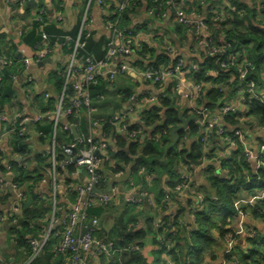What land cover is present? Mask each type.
Returning a JSON list of instances; mask_svg holds the SVG:
<instances>
[{
    "label": "trees",
    "instance_id": "trees-1",
    "mask_svg": "<svg viewBox=\"0 0 264 264\" xmlns=\"http://www.w3.org/2000/svg\"><path fill=\"white\" fill-rule=\"evenodd\" d=\"M24 1L25 0H15L11 3L15 12L21 8ZM166 1L167 0H133L120 15L118 27L129 28L127 26V15L141 8L142 5L146 8L147 13L152 11L155 15V17L148 18L150 21H163L160 20L157 15H160L165 10ZM210 1L211 0H206V2ZM227 1L229 5L234 8V12H229L226 8L223 9L219 2L212 0L211 8L207 11L206 18L203 22L214 38H224L231 44V48L228 49L226 53L219 56L205 57L204 55L203 63L197 65L198 71L190 75V80L193 83L202 85L204 89L203 92H205L199 95L197 107L203 106L210 113H213L225 101L234 99L239 84L238 68L242 62L244 63L243 65L246 66L245 81L254 82L258 89L264 87V0H248L249 4L236 0ZM174 4L178 6L179 1L174 0ZM60 9V1H58V6L53 11L42 9L44 14L39 15L37 13L36 17H32V22L26 26L24 30L20 31V38L24 45L35 50L36 48L40 49V47H42L43 36H45L48 48L54 47L56 49L62 46L59 49L60 54L70 61L74 49V40L78 34L80 24L71 30H63L62 26L54 22L51 18V16L57 11H60ZM26 11L27 12H24L25 15L30 17V9L28 8ZM169 11L170 17L167 22H172L175 18V11L174 9H170ZM183 11L185 12V8H183ZM172 23L173 30H176L178 34L182 36L189 34L193 39H196L194 29L189 30L176 24V22ZM133 30L135 32L137 31L136 29ZM86 34H88V36L84 39L85 44L82 49L76 51L75 58L77 60H82L90 56L95 60L103 59L109 36L107 35L106 38L102 37L96 39L91 31H87ZM65 37H69L71 39L70 42L64 43ZM167 47L173 49L169 44L164 46L165 49ZM5 48H7L6 51H4ZM165 49L155 60L153 59L154 61H152V58L147 59L151 62L148 63L147 66L158 69L173 65L174 61L167 55ZM11 51L12 47L5 41L4 35H0V57L5 60L14 61L13 65L4 67L1 71L0 112L6 105L12 106L17 102L18 98L16 96L14 84L18 76L24 72L23 66L18 62V58H20L21 55ZM134 51L135 54L142 59L140 60V66L142 70H144L146 66L144 65V61L146 60L145 54L151 51L144 45L142 49L137 46ZM233 52L241 55L242 58H240L239 64H236L235 67H230L228 71L222 70L220 68V62L225 60L227 55ZM65 70L66 67L60 66L57 71L49 75V80L54 87V96L59 97L63 93ZM109 84L110 82H108V80L99 79L96 85L89 86L88 93L92 113L95 107L94 101L102 99V90ZM26 88L27 84H23L22 89L25 95ZM158 88L159 87H157V89ZM163 93L164 95H159L157 97V103L155 105L145 108L142 111L140 123L127 126L126 132L128 136L136 134V138L134 139H129L128 136H126L127 134H123L124 136L118 134V130L112 122V118L115 114L106 119H100L96 118L91 113L88 119L89 123H87V130L84 133L78 132V130H81L82 127L80 125H83L82 115H88L87 109L81 108L74 116H68L64 119L67 124L73 123L76 129V136L79 138L88 135L91 120L99 121L100 127L98 132H101L103 136L102 140L106 141L108 137H111L115 142L117 151H111L107 145V150L104 151L103 154L98 152L102 156V158L98 156L101 163L99 172L104 178L100 186L101 190L107 183L108 174L110 176L122 173L125 174L126 168L132 165L129 174L130 187L144 191L148 195L149 190H151L155 195V202L160 210L165 209L167 197L176 194L174 189L178 183L182 168L186 166L192 171L193 167L200 165L203 161L205 157L204 149L208 147L210 141L216 145L221 143L220 138L215 132H207L206 142L202 143L200 141L201 137L199 136L200 125L196 121L190 122L186 130H180L176 133L178 142L173 148L168 150L163 159L165 150L173 142L171 132L180 127V116H182L183 119L187 116L186 112L180 111L176 106L177 96L173 85L164 88ZM64 94L65 97L71 96V92H68V90H66ZM34 97L35 100L31 104L38 107L41 111L39 114L43 113L40 115H44L45 117L41 122L33 125L32 131L37 135L40 141L49 139L52 144L54 142V150L56 152V150H59L62 146L72 142L74 138L70 131L63 129V123L59 121L55 125L54 122L49 119V116L56 110V99L54 100L48 94L47 97L43 94L34 95ZM122 99L123 101L131 100L130 93L124 91L122 93ZM245 117L252 119L260 127L264 128V102H251L247 105L245 112L242 111V113L237 112L233 115L229 114L224 116V124L228 126V129H225V135H232L234 131H231V129L240 124H242V133L243 128H249L250 125L244 122ZM241 118L242 122H240ZM4 126L3 124L2 127ZM187 136L196 138L190 147L186 144ZM8 139L10 148L14 154L18 155L19 161H8L4 166L0 165V174H2L3 179L15 185L24 193V200L21 202V211L19 214H12L10 210L6 212V220L3 221L6 234L8 235L6 244H12L17 253L11 263H7L6 260L3 259L0 261V264H20L29 259L32 254L31 248L28 245V238L38 241L42 240L50 222L52 202L50 205V200H48V198H43L37 194L40 181L43 179L44 173H46L47 169L50 167V156L45 152L42 154L35 153L30 156L28 139L24 136H19L17 133L10 135ZM142 139L143 141H141ZM99 140L101 139H96V141ZM127 141H130L128 149L123 150ZM0 157L5 159L2 152L0 153ZM27 157H31L29 159L33 163L32 167L27 166L30 162ZM219 162L221 169L226 170L227 176L225 179L219 176L210 179V185L214 188L215 201L210 199V197H204L202 209L194 213L195 229H183L184 237H180L179 233L170 232L171 227H178L176 218H174V220L168 218L169 220L167 219L164 221V227L160 225V227H155L154 229L150 226L149 219H145L144 224L148 225L149 230L152 229L155 231L154 234L156 237L157 248L152 254L153 262L151 264H167L162 259L164 254L170 256V260L173 264H206V257L209 258V260H214V257H208L207 254L217 246V239L215 237L216 232H218L220 238L226 237L227 239V237H230V230L226 229V226L229 225V222L232 221L238 213L235 207V201L239 193L241 191L253 192L255 190L264 189V156L259 157L258 162L260 165L255 174H251L249 164L240 153V150H233L228 159L219 160ZM23 165L25 166L23 167ZM73 170V165H69L66 168L68 174H71ZM149 177H153V180H149ZM164 182L169 195L164 194ZM79 185L80 183L76 180L69 179L65 181L64 186L66 192H68L66 199L69 206L75 203L77 199L76 189ZM10 192L11 191L8 190L5 195L7 200L11 196ZM57 199L55 195V200L57 201ZM151 203H147L144 200L140 206L126 204L125 207H143ZM60 209V206L58 207L56 204L55 218L57 219L61 218V214L58 212ZM107 212H109V207L104 205H97L87 210V214L90 218L96 217L98 220ZM64 213H66V211H64L63 214ZM136 216L139 217L141 215L139 213H133V211L130 210L125 211L121 209L120 220L116 219L115 228L113 227L109 232H106L105 228L101 229L99 233H96V230L95 238L97 240L106 243L111 242L113 246L121 252L116 254L113 259H101V264H148L141 255L147 230H134L136 222L132 220V218H137ZM253 216H255V218L258 216L260 219H264V201L260 202ZM158 238L162 239L163 245L158 243ZM61 240L62 226L59 223L51 231L39 255L30 264H68L70 255L58 254L56 251ZM167 244L170 245V249H166ZM250 246L251 249L248 251V254L244 256L238 254L231 260L237 262V264H264V240H261V238L257 236H253L250 240ZM133 248H137V250H132ZM225 259L229 261L230 257H226Z\"/></svg>",
    "mask_w": 264,
    "mask_h": 264
},
{
    "label": "crops",
    "instance_id": "crops-1",
    "mask_svg": "<svg viewBox=\"0 0 264 264\" xmlns=\"http://www.w3.org/2000/svg\"><path fill=\"white\" fill-rule=\"evenodd\" d=\"M14 1L15 0H0V35H4L5 41L8 42L12 47L11 52H17L20 55L26 56H30L34 50L23 44L20 38L21 35H19L18 32L24 30V28H26V26L32 22V17H36L37 13L42 9L53 11L58 6V1H60V12H62V17L64 19L62 24L63 30H71L79 25L85 12L87 11L88 17L90 19L89 31L94 34L96 39H99L102 37H107L104 20L109 18V14L113 11L114 6L118 2V0H108L104 8H98L94 4H91L88 7V0H33L35 8H32L30 6H26L28 0H25L21 8L15 12V9L12 8L11 4ZM178 1L181 6L185 8L186 14L196 20H204L206 18L207 11L209 10L212 3V0L210 2H206V0ZM239 1L249 4L248 0ZM28 8L30 9V17L26 16L24 13L27 12L26 9ZM148 18L149 17L147 16L144 5L127 15V26L137 30L138 48L142 49L144 45L149 51H151L150 53L145 54L146 60L152 58V61H154L160 54L163 53V50L165 49L164 46L169 44L173 47L176 55H180L186 59V61L196 63L197 65L203 63L204 51L198 45L199 43L197 38L193 39V37L189 34H186L185 36L178 34L176 30H173L172 22L150 21ZM6 50L7 48L4 49V51ZM47 59L51 60L50 63H47L42 67L38 66L34 62H31L28 67L24 69V72L18 76V79L14 84L16 96L18 98L17 102H15L12 106L6 105L3 107L1 109L0 116L6 115L9 118L14 114L22 113L24 116L33 118L36 114L41 112L38 107L31 104L28 100L26 101L25 99V93L22 89V86L26 82L27 78L32 80V88L35 95L48 94L54 100L56 99L55 105H57V101L60 96L57 97L53 95L54 87L49 80V75L57 71L58 67L60 66L67 67L69 61L61 54H53ZM140 60L142 59L134 53L133 56L127 61L132 70L127 72L125 75H117L112 83L106 85L103 88L102 99L94 101L95 107L92 114L96 118L106 119L114 114H117L118 112L128 111L129 116L127 118V126L134 125L140 123V116L145 108H149L157 103L156 101L151 102L150 98H148L151 96H156L158 91L156 86L144 81L141 78L139 73L140 70H142L140 66ZM146 60L144 61V65L151 63L150 61ZM114 67V65H111L106 69V71H110L114 69ZM181 79L183 89L176 92V106L180 111L187 113V116L185 117V120H187L188 118L192 117V114L188 111L197 107V101L200 94L192 89L190 76L183 75ZM124 91L129 92L131 98H134V101H131L130 99L128 101H123L122 93ZM52 117L53 116L50 115L49 119L53 122ZM81 118L83 120V125H80L82 128L81 130L79 129L78 132L80 131L84 133L87 130V123H89V120L85 114L82 115ZM60 122L63 123V125L65 124V120H60ZM240 122H242V118ZM244 122L248 123L250 127L245 129L243 128V133L242 124L231 129V131H241V136L237 140L235 151L240 150V153L245 157L249 164L251 174H255L257 170V159H248L245 152L250 150L252 155L255 157L258 153L264 151V130L252 119L245 117ZM181 125L182 122L180 126ZM29 127L32 132L30 133V139L28 140V150L31 153L30 156L35 153L43 152L49 154L50 156L53 151L52 143L49 141V139L40 141L37 135L32 131L33 124H30ZM2 132L3 127L0 124V153L2 152L5 158L2 159L0 157V165L4 166V164H6L8 161L18 162L19 159L18 155L12 152L8 143V137H3ZM117 132L118 134L124 136L119 131ZM96 135L100 139L103 138L100 131L96 133ZM195 140V137L187 136V146L190 147ZM106 142L108 143L109 149L111 151H117L115 142L111 137H108ZM129 144L130 141H127V144L123 150H127ZM227 152V148L222 146L221 143L216 145L212 141L209 142L208 147L204 149L205 157L203 161L200 163V165L193 167L192 169L189 193H176L174 195H169L168 189L165 187L166 184L164 182V194L169 195L167 197V204L164 210H160L158 208L154 198L155 195L153 192H151V190H149V195L152 198V203L150 205L132 208L125 207V198L131 189L129 174L132 165L126 168L125 174L122 173L111 176L108 174L107 183L102 191L107 192L108 186L111 185V189L116 188L119 194L116 198L111 200L110 204L108 205L109 212L105 213L102 218H100L96 233H99L103 228H105L106 232H109L110 229L116 225V219L120 220L121 209H124L125 211L130 210L133 211V213H139L141 216H136L137 218L134 219L132 218V220L136 222L134 230H147L143 241L144 245L141 250V255L148 264H151L153 262L152 254L157 248L156 237L154 234L155 231L152 229L149 230L148 225L144 224L145 219H149V224L154 229L155 227H160V225L164 227V221L168 218L171 220L176 218L178 227H171L170 232L179 233L180 237H184V230L195 229V224L191 216V210L198 207L197 196H201L202 198L210 197V199L215 201L214 188L210 185V179L216 176L224 179L226 178V170L221 169L219 160H222L226 156ZM55 153V165L50 159V167L47 169L46 173H44V177L40 181V184L37 188V194L43 198H48V200H50V205L52 202V209L56 206V204L58 207L60 206L61 209L58 210V212L62 215L63 212L67 211L69 208V204L66 199L68 192H66V188L64 186L65 181L69 179L72 180V178L66 170H60L58 167L60 166L59 164H62L64 161L61 149L56 150ZM98 156L102 158L100 153H98ZM29 158L27 157V159L30 161ZM32 164L33 163L30 161L27 166L32 167ZM2 177V174H0V178ZM54 178H56L55 183L58 185L56 190L54 187ZM10 194L11 196L8 200L5 195L0 194V215L3 213L5 214L10 209L11 204L14 202L15 193L11 191ZM55 195L58 199L57 201L55 200V206H53ZM262 201H264V189L255 190L253 192L241 191L239 193V196L235 201V207L238 213L233 218V220L229 222V225L226 226V229L230 230V237H227V239L226 237L220 238L218 236V232L215 233L217 246H215L213 250L207 254L208 257H214V260H209V258L206 257V264H237V262L232 261L231 259L238 254H242V256L248 254V251L251 249L250 240L253 237L250 236V233L252 232L255 233V236L261 238V240H264V219H260L258 216L255 218V216H253V213L256 211L257 207H259L260 202ZM126 219L128 220L127 217ZM7 237L8 235L6 234L3 221H0V246L2 257L7 263H11L16 257L17 251L12 246V244H6ZM166 257L170 259V256L166 254L162 256V259L166 260ZM226 257H230L229 261L225 259Z\"/></svg>",
    "mask_w": 264,
    "mask_h": 264
},
{
    "label": "built area",
    "instance_id": "built-area-1",
    "mask_svg": "<svg viewBox=\"0 0 264 264\" xmlns=\"http://www.w3.org/2000/svg\"><path fill=\"white\" fill-rule=\"evenodd\" d=\"M107 1L108 0H88V7L91 4H94L98 8H104ZM216 1L220 3L223 9L226 8L229 12H234V8L229 5L227 0ZM131 2H133V0H118L113 11L110 13L111 18L109 17L104 20L105 30L107 31L109 39L105 47V56L101 60H95L90 56L83 58L82 60H77L75 58L76 51L82 49L85 44L84 39L88 36L86 32L89 31L90 27V19L87 11L85 12L80 23L78 34L74 40V49L71 59L66 67V80L63 87V93L58 98L56 110L52 114V119L55 125L60 120H64L68 116H74V114L78 113L81 108L87 109V117L89 119L92 113L88 93L89 86L96 85L99 79H106L111 83L117 75H125L127 72L132 70L127 61L133 56L135 53L134 50L138 46L137 33L131 28L118 27L120 15L125 11ZM165 6V10L160 15H157V17L160 18V20L169 21V10L174 9L175 18L172 22H176V24L189 30L194 29L195 36L199 43L198 45L203 49L205 57L219 56L226 53L227 50L231 48V44L224 38H214L211 35L209 29L203 22L204 20H196L189 17L188 14L183 11V7L180 3L177 6L174 4V0H167L165 2ZM38 14L42 15L44 14V11L41 10ZM147 15L149 18L155 17L152 11H149ZM51 18L54 22L62 26L64 21L62 12L57 11L51 16ZM18 34L21 35V32H18ZM64 39V43L70 42L71 40L69 37H65ZM61 47L62 46H59L56 49L54 47L48 48L47 39L43 36L42 47H40V49L36 48L30 56L21 55V57L18 58V62L24 69H26L31 62L38 64L53 54H60L59 49ZM165 50L167 55L172 59V61H174L173 65L158 69L151 66L148 67L146 65L144 70H140L139 72L144 81L153 84L156 88H160L157 89L158 92L156 96L148 97L151 102L156 101L159 95H164V88L170 85L174 86L176 92L183 89L181 77L183 75L190 76L192 73L198 71L196 63L186 61V59L180 55H176L174 50L170 47H167ZM240 58L242 57L239 53L233 52L228 54L226 59L220 62V68L224 71H228L230 67H235L236 64H239ZM13 64V60H5L0 57V82L2 78V69ZM243 64L244 63L242 62L238 68L239 84L233 100L225 101L213 113L208 112L203 106L189 110V113L192 114V117L196 118V122L200 125V141L202 143L206 142L207 132H215L220 138L222 146L227 148L228 152L222 160L229 158L231 152L236 149V140H238L241 136V131L239 130L234 131L232 135H225V129H228V126L224 124L223 117L229 114H236L237 112H245L247 105L251 102H264V87L258 89L254 82L245 81L246 66ZM111 65L115 66L114 69L106 71V69ZM190 83L192 84V89H194L198 94L205 93L203 92L204 89L202 85L193 83L192 81H190ZM24 84H27L25 98L30 103H33L35 100V94L32 88V80L27 78ZM66 90L71 92V96L65 97L64 93ZM45 96L47 97V94ZM131 101H134V98H131ZM128 116V111H121L115 114L112 118V122L116 126L117 130L125 135L127 134L126 128ZM44 117V115L36 114L33 118H29L24 116L22 113L14 114L9 118L6 115H1L0 124L5 125L3 127L2 136L9 137L10 135L17 133L19 136H24L29 140L30 133H32L29 125L41 122ZM73 127L75 128L73 123H65L63 129L70 131L72 135L71 129ZM99 127V121L91 120L89 132L86 137H73L74 140L72 142L60 148L62 154H64L67 158L64 159L63 163L59 164L60 166L58 167L60 170H66L67 166L73 165L74 170L70 176L72 180H76L80 183L76 189L77 199L75 203L69 206L66 213H64L59 219L55 218V207H53L50 222L44 233L43 239L38 241L28 238V245L31 248L32 254L29 259L20 264H30L39 255L43 249L46 239L50 235L54 226L58 223L62 226V240L56 251L58 254L70 255L68 264H101V259L110 260L113 259L116 254L121 253L111 242L106 243L95 238V232L97 230L99 220L96 217L90 218L87 214V210L94 206H108L111 200L116 198L119 194L116 188H110L107 192L100 189L104 178L99 172L101 163L98 158V152L103 154V152L107 150L108 143L102 139L96 141L98 138L96 132ZM262 129L264 130V128ZM126 136H128V134ZM128 138L134 139L136 138V134H132L128 136ZM143 139L141 141H143ZM52 148L53 151L50 154V159L55 165L54 160L56 153L54 150V142L52 144ZM245 154L248 159H257L258 168L260 165L258 162L259 157L264 156V151L258 153L255 157L252 155L250 150H247ZM24 166L25 165H23V167ZM191 174L192 171L188 167L185 166L182 168L178 183L174 189L176 193L190 192ZM55 179L56 178H54V187L56 190L58 185L55 183ZM149 180H153V177H149ZM8 190L15 193L14 202L11 204L9 210L12 214H19L21 211V202L24 200V193L15 185H12L5 179L0 178V194L6 195ZM95 191L98 193H95ZM144 200L147 203L152 202L151 197L146 192L136 190L135 188H131L125 198L126 204L136 206L142 205ZM197 200L198 207L191 210L193 221L194 213L200 211L204 205V198L197 196ZM53 206H55V197L53 200ZM6 216L7 213L0 216V221L6 220ZM250 236L253 237L255 234L252 232L250 233ZM157 240L160 245L164 244L161 238H158ZM166 249H170L169 244L166 245ZM132 250H137V248H133ZM2 260L3 258L0 246V261ZM164 261L167 264H173L167 257Z\"/></svg>",
    "mask_w": 264,
    "mask_h": 264
},
{
    "label": "water",
    "instance_id": "water-1",
    "mask_svg": "<svg viewBox=\"0 0 264 264\" xmlns=\"http://www.w3.org/2000/svg\"><path fill=\"white\" fill-rule=\"evenodd\" d=\"M236 1H239V0H236ZM26 6H30L32 8H35L34 4H33V0H28L27 3H26ZM50 59H45L43 60L42 62L38 63L37 65L42 67L43 65L47 64V63H50ZM180 121L182 122V125L180 127H178L177 129L173 130L171 132V137L173 138V142L171 143V145L165 150L164 154H163V159L164 157L166 156L167 152L169 149L173 148L177 142V136H176V133L180 130H186L189 123L190 122H194L196 121V118L195 117H190L188 118L187 120L183 119L182 116H180ZM72 131V135L74 138H76V131H75V128L73 127L71 129ZM64 159H66L67 157L64 156V154H62ZM111 188V185L108 186V190ZM95 193H98L97 191H95Z\"/></svg>",
    "mask_w": 264,
    "mask_h": 264
}]
</instances>
